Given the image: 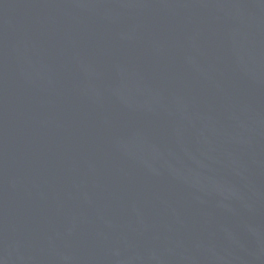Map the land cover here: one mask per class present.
I'll return each mask as SVG.
<instances>
[{
    "label": "water",
    "instance_id": "95a60500",
    "mask_svg": "<svg viewBox=\"0 0 264 264\" xmlns=\"http://www.w3.org/2000/svg\"><path fill=\"white\" fill-rule=\"evenodd\" d=\"M0 264H264V0H0Z\"/></svg>",
    "mask_w": 264,
    "mask_h": 264
}]
</instances>
